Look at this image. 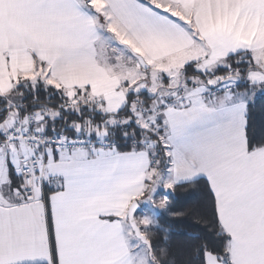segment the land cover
Instances as JSON below:
<instances>
[{"label": "snow or ice", "instance_id": "6c2138e0", "mask_svg": "<svg viewBox=\"0 0 264 264\" xmlns=\"http://www.w3.org/2000/svg\"><path fill=\"white\" fill-rule=\"evenodd\" d=\"M0 264H264V0H0Z\"/></svg>", "mask_w": 264, "mask_h": 264}]
</instances>
